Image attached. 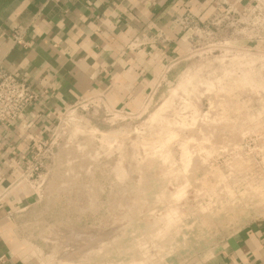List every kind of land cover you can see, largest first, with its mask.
<instances>
[{
  "label": "rangeland",
  "instance_id": "obj_1",
  "mask_svg": "<svg viewBox=\"0 0 264 264\" xmlns=\"http://www.w3.org/2000/svg\"><path fill=\"white\" fill-rule=\"evenodd\" d=\"M214 26L142 104L63 114L22 221L43 264H185L264 218V52Z\"/></svg>",
  "mask_w": 264,
  "mask_h": 264
},
{
  "label": "crops",
  "instance_id": "obj_2",
  "mask_svg": "<svg viewBox=\"0 0 264 264\" xmlns=\"http://www.w3.org/2000/svg\"><path fill=\"white\" fill-rule=\"evenodd\" d=\"M220 1L0 0V61L40 92L22 124L0 125V264H43L22 224L40 198L16 181L57 116L97 94L114 108L142 104L192 48L176 18L191 10L206 21ZM225 1L243 9L252 0ZM21 32L24 43H16ZM258 45L264 49V41ZM185 264H264V218Z\"/></svg>",
  "mask_w": 264,
  "mask_h": 264
},
{
  "label": "built area",
  "instance_id": "obj_3",
  "mask_svg": "<svg viewBox=\"0 0 264 264\" xmlns=\"http://www.w3.org/2000/svg\"><path fill=\"white\" fill-rule=\"evenodd\" d=\"M220 5L206 21L201 20L191 10L176 18L175 26L178 31L189 32V41L192 44V48L187 55L194 51L195 45L200 42L201 38L212 37L215 33L214 25H218L220 31H226L229 27H234V31L242 33L243 38L249 41L250 46L258 47V42L264 41V0H252L243 9L225 0L220 1ZM14 39L16 43H24L23 33H17ZM259 48L264 52L263 48ZM187 55L183 56V58L187 57ZM39 96L40 92L35 90L27 78L6 69L0 61V125L22 124L28 108ZM94 101L100 102L105 106L110 105L103 94H97L83 98L77 103L66 107L57 116L50 134L41 137L35 143V150L32 152L24 171L18 176L16 184L27 182L31 187H34L32 181H35L36 177L40 176L39 170L42 166L43 158L46 151L49 150L47 148L48 142L56 135L53 130L57 128L63 114L72 108L76 109L83 104L89 105ZM110 107L117 109L111 105Z\"/></svg>",
  "mask_w": 264,
  "mask_h": 264
}]
</instances>
